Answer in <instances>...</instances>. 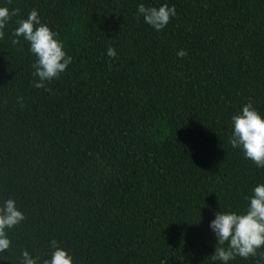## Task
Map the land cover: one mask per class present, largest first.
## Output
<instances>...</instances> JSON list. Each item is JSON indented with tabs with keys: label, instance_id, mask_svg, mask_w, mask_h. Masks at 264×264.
<instances>
[{
	"label": "trees",
	"instance_id": "obj_1",
	"mask_svg": "<svg viewBox=\"0 0 264 264\" xmlns=\"http://www.w3.org/2000/svg\"><path fill=\"white\" fill-rule=\"evenodd\" d=\"M140 2L176 15L156 31ZM5 3L18 13L0 37V203L24 219L0 264L43 259L52 239L76 264H221L209 220L264 180L228 142L248 98L264 112V0ZM33 8L72 58L50 91L33 86L28 44L11 43Z\"/></svg>",
	"mask_w": 264,
	"mask_h": 264
},
{
	"label": "clouds",
	"instance_id": "obj_2",
	"mask_svg": "<svg viewBox=\"0 0 264 264\" xmlns=\"http://www.w3.org/2000/svg\"><path fill=\"white\" fill-rule=\"evenodd\" d=\"M18 9L0 4V37ZM136 15L156 31L163 29L170 18L176 15L174 4L167 2L157 5L143 2L137 4ZM12 29L11 43L16 45L20 39L28 44V50L34 56L32 63L33 86L50 91L47 84L63 73L71 63L64 41L59 33L48 23L42 22L38 11L33 8L26 16L19 17ZM108 56H116L112 46L106 50ZM177 56H185L184 49ZM19 99V98H18ZM231 133L228 142L233 148H239L245 159L251 160L258 168L264 167V112L254 106L251 98L240 106L231 117ZM245 205L238 209H220L214 212L208 227L215 237L213 260L228 264L237 256L257 257L264 260V180L255 183L245 196ZM24 219L23 211L16 201L9 197L0 203V252L9 249L8 229ZM50 253L41 259L27 249L20 253L19 264H76L73 253L60 245L55 239L49 241ZM259 264V260L257 261Z\"/></svg>",
	"mask_w": 264,
	"mask_h": 264
}]
</instances>
